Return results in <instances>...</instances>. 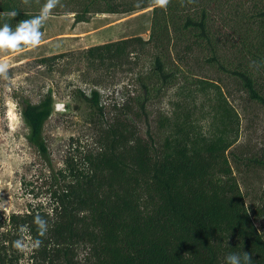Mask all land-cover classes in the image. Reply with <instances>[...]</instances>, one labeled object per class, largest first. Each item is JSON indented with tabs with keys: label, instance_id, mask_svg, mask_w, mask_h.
Returning <instances> with one entry per match:
<instances>
[{
	"label": "trees",
	"instance_id": "trees-1",
	"mask_svg": "<svg viewBox=\"0 0 264 264\" xmlns=\"http://www.w3.org/2000/svg\"><path fill=\"white\" fill-rule=\"evenodd\" d=\"M140 1L141 6L135 7L85 0L81 12L74 13L73 23L79 24L88 23L96 12L152 8L147 41L129 38L84 53L91 63L114 66L125 56L145 53L150 45L156 51L152 67L134 73L131 85H139L140 90L125 96L127 103L106 124L97 149L85 153L81 166L65 162L51 193L50 215L31 208L22 216H9L6 225L10 231L24 225L31 240L42 241L33 251L32 264H225L229 253L245 251L252 257L251 264H264V233L254 226L226 156L237 142L238 114L218 83L197 78L184 68V55L200 51L206 55L205 65L239 80L249 99L264 106L259 92L264 85V0H250L244 17L250 28L237 46L211 30L209 11L205 6L195 8L196 0H170L167 10L152 6L150 0ZM11 10L18 11L13 20L4 15ZM38 14L39 10L23 8L20 0H0V26L7 22L14 29L18 22ZM172 18L180 20L178 25ZM172 25L175 41L179 36L189 38L178 62L166 58L163 50V39L171 41ZM229 44L241 55L235 65L226 60ZM179 79L191 87L190 94L183 96L177 90L170 115L159 122L160 140L148 128L146 137L141 136L136 121L146 113L152 94L179 84ZM190 95L203 96L207 104L206 110L201 104L204 110L199 118L190 106ZM85 100L100 111L97 92ZM50 113L49 96L24 105L21 116L34 143ZM37 215L48 223L44 236H39L34 223ZM10 231L0 234V264H19ZM80 249L86 256L77 262Z\"/></svg>",
	"mask_w": 264,
	"mask_h": 264
},
{
	"label": "rangeland",
	"instance_id": "rangeland-1",
	"mask_svg": "<svg viewBox=\"0 0 264 264\" xmlns=\"http://www.w3.org/2000/svg\"><path fill=\"white\" fill-rule=\"evenodd\" d=\"M45 2L29 0L24 4L20 0L21 6L29 11H40ZM84 2L61 0L42 27L44 35L37 48L0 54V59L9 64L8 80L0 79V234L10 231L6 220L11 215L22 216L31 208L41 209L50 215L51 193L60 182L59 172L64 169L65 162L72 161L81 166L85 153L97 149L106 124L127 103L125 96L140 90L139 85H131L134 73L145 72L152 67L156 51L150 45L145 53H137L136 57L132 54L125 56L114 66L91 63L84 54L91 47L109 42L129 38L147 41L152 8L118 14L96 12L88 23L74 24L73 15L81 12ZM112 3L130 6L141 4V1L112 0ZM251 3L250 0H196L195 8L205 6L211 16V30L220 32L222 40H229L237 46L250 28L244 17L248 15ZM172 19L175 25L180 22ZM172 28L173 25L170 27V43L167 37L163 39V50L166 58L178 62L176 58L182 55L189 38L179 36L175 41ZM226 49L227 61L235 65L242 60L230 44ZM53 56L58 57L40 62ZM205 56L193 49L188 56L184 55V68L191 70L197 78L218 83L238 114L237 142L226 156L254 226L264 233V106L249 99L239 80L205 65ZM176 76L178 78L179 73ZM178 82L152 94L146 113H141L136 121L141 136L146 137L148 128L158 140L161 136L159 122L170 115L172 104L178 100L177 90L180 89L183 96L190 94L187 89L191 87L182 85L181 79ZM262 82L264 84V75ZM92 92L99 95L100 111L93 110L91 103L85 100L91 97ZM259 92L264 96V85ZM47 96L51 99V113L40 138L34 143L21 116L22 110L26 103L37 104ZM188 99L199 118L201 110L207 108L204 97L190 95ZM61 103L64 107L58 108ZM201 104L204 109H201ZM206 122L203 124L207 125ZM10 234H13V241L21 238L19 230L10 231ZM23 238L31 240L27 231ZM12 250L19 264H32L33 252L20 253L13 247ZM85 256L86 253L80 249L75 260L82 262Z\"/></svg>",
	"mask_w": 264,
	"mask_h": 264
},
{
	"label": "clouds",
	"instance_id": "clouds-1",
	"mask_svg": "<svg viewBox=\"0 0 264 264\" xmlns=\"http://www.w3.org/2000/svg\"><path fill=\"white\" fill-rule=\"evenodd\" d=\"M192 2V0H189ZM24 4H28L29 0H23ZM152 6L160 9L167 10L170 0H150ZM61 4V0H46L44 5L40 8L39 14L33 16L30 19L22 20L13 27L4 22L0 26V54H6L9 52L19 53L25 48L35 49L37 48L43 38V32L41 31L44 24L48 21L52 14V10ZM136 7H140L141 4L137 3ZM8 19H14L18 15V11L11 10L4 14ZM9 78V64L3 59H0V79L8 80ZM58 108H63V103L57 105ZM34 223L37 226L39 236H44L48 230L47 221L37 215L34 218ZM27 227L21 225L19 232L21 238L13 241V248L20 253H31L38 249L42 241L40 239L26 241L23 238V233L27 231ZM252 257L248 252H244L242 255L238 253H229L225 257V264H251Z\"/></svg>",
	"mask_w": 264,
	"mask_h": 264
}]
</instances>
